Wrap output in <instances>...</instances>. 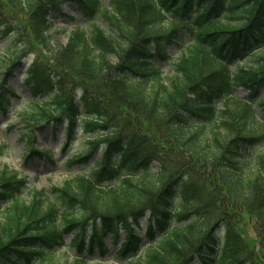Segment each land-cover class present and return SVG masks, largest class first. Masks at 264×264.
<instances>
[{
	"label": "trees",
	"instance_id": "1",
	"mask_svg": "<svg viewBox=\"0 0 264 264\" xmlns=\"http://www.w3.org/2000/svg\"><path fill=\"white\" fill-rule=\"evenodd\" d=\"M67 3L89 21L102 18L111 33L77 26L66 46H52V18ZM110 3L0 0V33L16 48L1 66L0 113L16 98L9 81L27 56L28 32L52 51L50 63L39 55L30 66V94H52V110L35 117L31 132L64 126L66 148L79 128L90 133L85 155L71 165L100 154L89 175L52 188L55 201L34 189L27 204L26 178L0 170V264H66L57 256L65 248L75 250L68 264H87L95 251L105 256V239L120 231L126 240L118 257L129 264H143L139 253L146 264H264V244L250 249L231 214L242 208L264 227V128L254 134L249 126L255 107L264 112V0ZM185 33L195 44L180 51L175 73L165 78L160 64L171 62L168 47ZM65 75L81 85L79 94L70 95ZM238 88L250 90L245 101ZM116 111L131 119L117 121ZM4 149L0 143V159ZM24 157L52 160L50 151L32 147Z\"/></svg>",
	"mask_w": 264,
	"mask_h": 264
},
{
	"label": "rangeland",
	"instance_id": "2",
	"mask_svg": "<svg viewBox=\"0 0 264 264\" xmlns=\"http://www.w3.org/2000/svg\"><path fill=\"white\" fill-rule=\"evenodd\" d=\"M105 6H111L110 0H102ZM111 10V7H109ZM24 16L19 14V18ZM71 18L76 19L72 21ZM52 27V46H66L70 33L80 26L86 31H91L94 25L106 30L107 33H111V29L107 23L100 17H96L95 20L89 21L82 17L77 6L71 3L64 4L60 11H57L53 18ZM184 32V31H183ZM11 35H1L0 33V71L7 60V54L15 55V47L11 46ZM23 37L26 38V42L29 38V47L27 48V56L22 58L23 65L21 67H14V76L10 78V86L15 89L16 98L12 97L11 107L9 112L5 115L0 113V143L5 146L4 154L0 159V170L7 172L9 176L14 174L17 178H26V188L23 190L21 197L27 202L32 203V190L44 191L49 201H55V196L52 194V188L61 187L65 181L75 178L77 175H89L91 173L92 165L94 164L95 157L99 158V150L95 152L94 158L88 164L71 165V158L83 156L86 153L87 142L93 140L90 133H85L79 128L75 134L74 140L66 148L67 136L66 127H59L58 131L54 130L51 124H44L41 127L34 129L31 132V127L28 125H38L35 122V117L43 111L45 113L52 110V94L49 93L44 99L40 97L34 98L30 92V85L27 84L30 77V66L33 61L39 55L48 61V58L52 56L51 49H41L33 42L29 33L26 32ZM181 41L173 46L168 47V52L172 56L171 62L168 64H160L165 78L173 75L176 71V67L172 65L179 58L181 52H186L191 48V45L195 44L193 39L189 37L187 33L183 34ZM181 51V52H180ZM113 62H117L115 57L111 58ZM50 63V62H49ZM247 65L246 61L235 63L231 66L233 71H237ZM2 76V71L0 73ZM54 78L59 79L56 75ZM65 77H67L65 75ZM55 79V80H57ZM71 81L70 95L73 97L74 93L79 94L81 91V85L73 82L74 78H65V80ZM250 90L245 88H238L235 90L236 97L245 101L249 96ZM264 96V90H261L259 97ZM79 98V97H78ZM255 102V101H254ZM252 105V102L248 101ZM254 108V107H253ZM117 121L128 118L129 115L122 111H116L114 114ZM254 118L252 117L249 122V126L254 129L253 133L261 131L264 128V112L255 107L253 110ZM126 122V121H123ZM121 122V123H123ZM141 130V127H138ZM34 148L39 152L50 151L52 160L47 157L36 158L31 161H26L24 155L27 148ZM232 210V209H231ZM231 214L237 215V220L243 227L244 236L249 244L250 249H254L259 252L264 244V227L259 222L255 221L249 215H247L242 208L233 209ZM1 218V217H0ZM148 222L144 220L142 227H147ZM89 229V230H88ZM90 225L87 226V235L91 234ZM145 231L139 230L137 234L144 235ZM77 231H73L71 234L66 235L65 242L70 244ZM219 236H223L224 230L222 228L218 231ZM88 238V237H87ZM108 244V252L105 256H101L98 251H95L93 256L88 259L87 264H129V260L122 261L118 257V253L121 249V245L126 240V232L120 231L117 238L113 235L108 236L106 239ZM156 252H161L158 248H152ZM75 252L74 249L65 248L58 253V261L62 263H70L72 261V255ZM141 257V258H139ZM141 259V263H145L146 257H143V253H139L136 259ZM138 259V260H139Z\"/></svg>",
	"mask_w": 264,
	"mask_h": 264
}]
</instances>
